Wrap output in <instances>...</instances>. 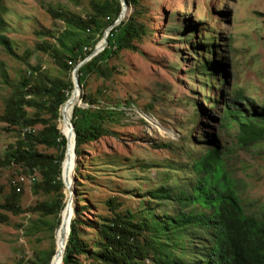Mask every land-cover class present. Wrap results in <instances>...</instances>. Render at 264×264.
Here are the masks:
<instances>
[{
	"label": "rangeland",
	"instance_id": "rangeland-1",
	"mask_svg": "<svg viewBox=\"0 0 264 264\" xmlns=\"http://www.w3.org/2000/svg\"><path fill=\"white\" fill-rule=\"evenodd\" d=\"M103 1L2 0L8 23L2 33L12 42L19 58L9 55L0 45V115L4 99L12 90L4 78L17 79L26 69L27 63L21 59L27 54L31 55L27 59L29 64H42L53 77L67 79L52 59L37 49L42 39L51 40L46 32L56 35L63 28V23L54 21L48 9H62L85 17L92 2ZM141 4L140 21L146 25L148 34L136 43L139 52L124 51L113 59L109 66L116 70L110 79L91 76L87 82L88 93L121 115L109 123L113 134L92 144L80 162L79 193L74 196L67 185L71 201L75 204L85 199L82 204L88 207L82 215L83 240L91 246L97 240L95 227L100 217L110 215L105 203L111 197L122 202V211H139L143 203L161 211L163 207L151 203L147 193L164 182L168 171L181 179L194 177L192 158L203 155L202 135L212 133L220 142L224 169L235 183L246 213L264 220V140L242 147L236 137L238 127L222 128L221 107L214 108L211 104L219 94L229 99L235 91H240L264 109V0H142ZM128 9L129 14L123 20L133 11ZM199 32L206 40L201 39ZM202 41L214 46L217 57L197 47ZM213 57L226 64L215 91L201 75L207 73L205 63ZM81 93L85 94L82 88ZM196 104L206 108L209 116L198 118ZM80 106L88 107L84 103ZM248 113H252V108ZM146 116L156 119L157 124H150ZM194 119L198 122L191 124ZM58 128L68 133L61 119ZM16 139L15 133L0 126V153ZM40 150L56 154V149L40 147ZM76 174L74 169V184ZM14 179L25 190L21 199L24 208L50 200L49 196L32 193L31 175L16 178L13 168L0 170V186H5L6 192L9 181ZM46 220L50 224L57 221L54 217L43 219L35 214L9 215L6 223H0V264H33L39 251L57 249L56 236L52 239L46 229L25 234L31 221L43 226L41 221ZM82 260L87 262L85 258Z\"/></svg>",
	"mask_w": 264,
	"mask_h": 264
},
{
	"label": "trees",
	"instance_id": "trees-1",
	"mask_svg": "<svg viewBox=\"0 0 264 264\" xmlns=\"http://www.w3.org/2000/svg\"><path fill=\"white\" fill-rule=\"evenodd\" d=\"M126 1L133 10L129 18L112 29L108 46L78 69L80 86L85 94L74 89L72 72L78 63L92 54L97 44L103 45L105 31L114 25L122 11L120 0L92 2L90 13L85 17L62 9H48L54 21L63 23V28L56 35L46 32L51 40L42 39L37 49L46 53L67 79L53 77L42 64H29V54L21 59L27 64L17 79L4 78L12 90L4 99L0 126L15 133L17 139L0 153V170L13 168L16 178L31 175L32 193L49 196L50 200L24 208L21 199L25 190L18 180H10L7 192L5 186H0V223H6L9 215L54 217L55 224L46 220L41 221L42 226L31 221L25 234L33 235L46 229L51 232V238L55 240L56 236L57 240L63 229L60 225H64L75 205L76 214L75 217L71 215L63 233L57 264H264V220L246 213L235 183L224 169V154L213 133L202 135L205 152L199 158H192L194 177L181 179L168 171L164 182L147 193L151 203L163 207L161 211L145 203L139 211H122V202L111 197L105 203L110 215L100 217V223L95 227L97 240L92 246L83 240L81 228L85 221L82 215L88 207L82 204L85 199L75 201V204L71 201L67 185L79 193L82 177L79 164L92 144L113 134L109 123L121 115L117 109L101 105L96 95L88 93L87 82L91 76L110 79L116 70L109 66L110 62L124 51L139 52L136 43L148 34L146 25L140 21L142 0ZM5 13L0 0V45L9 55L19 58L12 42L2 33L8 24ZM128 14L129 9L124 10L122 19ZM191 28L197 33L196 27ZM199 33L201 39L206 40L203 33ZM197 47L217 57L214 46L202 41ZM214 57L205 63L207 73L201 74L213 91L219 75L225 74L226 68V64ZM224 84L222 80L221 85ZM77 91L88 107L79 106V101L67 113L69 125L72 122L75 127V168L74 142L69 132L59 130L58 121L61 108L73 103ZM218 99L224 102L219 104ZM211 104L222 109L219 110L222 128L238 127L236 137L242 147L264 140V109L253 99L235 91L234 97L229 99L219 94ZM250 108L251 114L248 113ZM195 115L200 118L209 116V112L196 104ZM194 120L191 124L198 122V119ZM63 134L68 138V149ZM40 147L56 149V154L42 152ZM74 169L77 172L75 184ZM56 251H39L33 264H50Z\"/></svg>",
	"mask_w": 264,
	"mask_h": 264
},
{
	"label": "water",
	"instance_id": "water-1",
	"mask_svg": "<svg viewBox=\"0 0 264 264\" xmlns=\"http://www.w3.org/2000/svg\"><path fill=\"white\" fill-rule=\"evenodd\" d=\"M120 1H121V3H122V11H121V13H120V15H119L117 21L114 23V25L110 26V27L105 31L104 36H103V38H102L103 45H102V46H99V44H97V46H96L95 50L92 52V54L89 55L86 59H84V60L81 61L80 63H78V64L76 65V67L74 68V70H73V72H72V81H73V84H74V89H75V88H78V89L81 88V86H80V82H79V78H78V69H79L81 66H83L85 63H87L88 61H90L92 58H94L95 56H97L100 52H102V51L108 46V42H109V41H108V37H109V35H110L112 29H113L115 26L119 25V24L123 21V20H122V13H123V11H124L125 9H128L129 6H128L126 0H120ZM74 89H73V90H74ZM80 101H81V103H83L81 99H80ZM67 102H68V100L66 101V103H65L63 106H65V105L67 104ZM63 106H62V107H63ZM79 106H80V103H79ZM61 109H62V108H61ZM71 131H72V133L74 134V138H75V139H74V156H75V161H76V158H77L76 153H75L76 135H75V127H74V125H73L72 122H71ZM63 135L66 137L65 134H63ZM66 139H67V148H68V138L66 137ZM66 156H67V150H66L65 158H66ZM62 179H63V172H62ZM74 180H75V179H74ZM63 183H64V185H65V180H64V179H63ZM76 210H77V208H75V214H76ZM75 214H74V216H75ZM61 223H62V222H61ZM60 226H63V224L60 225ZM56 235H57V234H56ZM50 264H53V258H52V261H51Z\"/></svg>",
	"mask_w": 264,
	"mask_h": 264
},
{
	"label": "bare ground",
	"instance_id": "bare-ground-1",
	"mask_svg": "<svg viewBox=\"0 0 264 264\" xmlns=\"http://www.w3.org/2000/svg\"><path fill=\"white\" fill-rule=\"evenodd\" d=\"M125 10H126V9H125ZM123 19H124V18H123ZM123 19H122V20H123ZM78 90H81V88H79ZM75 103H77V97H75L73 103L66 105V106L63 107L62 110H61V120H62V122H63V125L66 127L67 131L69 132V134H70V136H71L73 142H74V139H75V138H74V134H73L72 131H71V122H70V125H69V123H68V121H67V113H68V111H70V110L73 108V106H74ZM72 114H73V112H72ZM71 117H72V115H71ZM146 119H147L148 122H149L150 124H152L153 126H155V125L157 124L156 119H154V118H152V117L146 116ZM66 137H67V136H66ZM68 146H69V144H68ZM67 149H68V148H67ZM73 154H74V145H73ZM74 157H75V156H74ZM73 178H74V174H73ZM68 183H69V182H68ZM71 193H73V195L75 196V192H74V191L71 190ZM75 208H76L75 205H74L73 207H71L70 212H69V216H68V218L66 219V221H65V223H64V225H63V229L61 230L60 235H59V237H58V239H57V251H56V255L53 256V258L55 257V262H54V264H57L58 261H59L60 247H61L62 236H63V233H64V231H65V228H66V226H67V224H68L69 218L71 217V215L74 216V214H75ZM71 221H72V220H71ZM70 230H71V225H70ZM64 253H65V252H64ZM62 262H63V260H62Z\"/></svg>",
	"mask_w": 264,
	"mask_h": 264
}]
</instances>
